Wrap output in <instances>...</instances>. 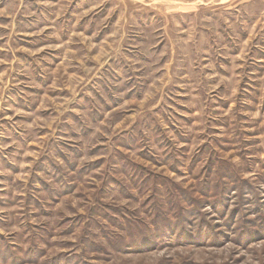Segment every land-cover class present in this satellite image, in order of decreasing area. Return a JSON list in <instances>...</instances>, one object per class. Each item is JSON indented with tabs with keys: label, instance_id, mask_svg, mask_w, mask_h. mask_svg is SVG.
<instances>
[{
	"label": "rangeland",
	"instance_id": "rangeland-1",
	"mask_svg": "<svg viewBox=\"0 0 264 264\" xmlns=\"http://www.w3.org/2000/svg\"><path fill=\"white\" fill-rule=\"evenodd\" d=\"M0 264H264V0H0Z\"/></svg>",
	"mask_w": 264,
	"mask_h": 264
}]
</instances>
